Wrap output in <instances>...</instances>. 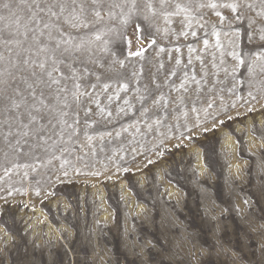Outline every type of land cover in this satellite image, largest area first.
Segmentation results:
<instances>
[{"label":"rangeland","instance_id":"374dc122","mask_svg":"<svg viewBox=\"0 0 264 264\" xmlns=\"http://www.w3.org/2000/svg\"><path fill=\"white\" fill-rule=\"evenodd\" d=\"M200 2L221 7L198 9L194 0L189 13L167 20L159 13L147 20L135 15L127 24L105 20L102 41L92 45L103 68L89 64L94 75H85L77 65L85 87L97 84L87 88L92 100L81 95L77 107L68 95L73 107L66 117L41 109L47 117L39 121L42 138L23 136L27 129L16 119L6 125L0 100V264H21L25 257L34 264H138L141 251L147 255L143 245L157 240L172 264H260L264 238L245 230L249 220L264 223L257 192L264 176V60L258 59L264 0ZM229 3H238L239 12L223 7ZM14 20L9 29L0 22L4 36L34 49L33 34L17 35ZM105 42L108 51L101 52ZM10 47L0 44V72L7 69L0 80L15 84L8 73L19 76L11 65L22 49ZM139 49L141 55H129ZM233 52L246 64L256 62L255 75L237 68ZM103 83L111 85L107 92ZM181 83L187 92L175 90ZM67 86L75 91L71 80ZM160 94L171 102L153 107Z\"/></svg>","mask_w":264,"mask_h":264},{"label":"snow or ice","instance_id":"6c2138e0","mask_svg":"<svg viewBox=\"0 0 264 264\" xmlns=\"http://www.w3.org/2000/svg\"><path fill=\"white\" fill-rule=\"evenodd\" d=\"M193 2L194 0H187V4L182 5L178 0H0V13H7V16L0 14V22H5V29L11 28V24L8 21L11 17H15V33L27 39L31 32L33 34V44L35 45L34 49L31 46L24 48V40L17 39L15 36L5 37L4 30H0V44L7 47L8 51H13L10 45H15L17 48L22 49V52L16 53V60L11 65L19 70V76L8 73L10 79L17 82L12 84L8 79L0 80V100L3 101V114H6V125L11 120L16 119L19 124L23 125L24 129H27V131L23 132V136L26 137L32 132L38 138H42L45 126L40 124L39 121L45 120L47 117L41 114V109L53 116L59 114L61 117H66L68 112L65 109L73 107L67 99L68 95L72 96L73 103L77 107L81 101V95L92 100V93L88 92L87 88L95 90L97 84H88L85 87L83 77H78L76 74L77 65L81 66L80 71L85 75H94V73H88L87 66L89 64H98L100 68H103V64H100L99 60L94 59L97 53L92 45L95 42L102 41L104 33L99 26L105 20L119 17L122 23L127 24L129 19L135 15H142L147 20L149 15L155 16L157 13L167 20L169 17L180 16L181 13H189V5ZM195 3L198 9L204 7L217 9L221 7L215 2L205 4L200 2V0H195ZM244 6L251 7L250 4H245ZM223 7L238 13L240 5L238 3H229L224 4ZM25 10L27 24L21 25L20 12ZM216 15L221 16L222 13L217 12ZM45 17L47 18L46 22ZM236 18L239 19V15ZM29 25L34 26L29 27ZM21 27L25 29L23 33L20 32ZM70 30L91 33L94 39L77 41L70 34ZM54 32L56 35L53 34ZM184 34L186 35V33ZM45 36L46 39H42ZM261 39H264V35L261 36ZM130 43L131 41H129ZM150 43L155 44L156 42L152 40ZM204 43L207 44V41ZM100 51H108L106 42L105 47L101 48ZM143 51L144 49H139L135 53L130 52L129 55L139 56ZM33 55L38 57V59H34ZM233 56L238 61L237 68L246 67L249 75H255L257 69L255 61L246 64L244 59L237 53L233 52ZM4 59L3 53H0V61ZM258 59L264 60V54H261ZM119 63L123 66V61H119ZM62 69L67 70L69 75L66 76L65 71ZM259 70L264 73V66H261ZM233 71L235 72L236 69H233ZM4 72H7V69ZM4 72H0V75H3ZM54 73L56 74L55 77ZM142 73L143 69L141 68L140 74ZM137 75L138 73H133L134 77ZM171 75H175V73L173 72ZM96 79L99 81L100 77L97 76ZM69 80H71L75 91L70 92L67 86ZM153 82L155 84V81ZM196 83L199 82L196 81ZM53 85L57 87L53 88ZM41 86L43 87L41 88ZM110 87L109 83H103L102 90L107 92ZM155 87L159 88L160 85L155 84ZM119 88L127 91L129 85L122 83ZM81 89H84L83 93H81ZM181 89L185 92L188 91L185 83H181L179 88L175 90L179 92ZM145 91H147V88H145ZM29 99H31V103H29ZM108 99L111 100L112 96H109ZM145 99V97H142L141 102H144ZM162 101L171 102L166 101L164 94H160L158 97H153L151 103L153 107H159ZM92 102L100 103L99 100ZM180 102L183 103V98L180 99ZM125 103L128 102L125 101ZM37 104H39V107H37ZM22 107L24 110L20 112ZM14 111L17 115H13ZM86 111L90 113L92 109L87 108ZM120 111L123 112L124 109L121 108ZM33 112L36 114L34 115ZM111 115L112 113L108 112V116ZM23 116H27V123H24ZM78 117L79 112L73 109V119L76 124H79ZM63 122L67 123L66 120ZM48 124L51 125V120L48 121ZM32 125L38 126L33 130ZM68 126L72 127V125ZM10 136H12V132L9 129L5 139L7 140ZM24 142L27 143L26 140ZM16 144H20L19 139L16 140ZM20 150L23 151L22 148ZM257 192L260 202L264 203V176L261 177ZM244 203L248 204V201L245 200ZM261 219H264V217H261ZM217 227L219 229V226ZM245 236L264 238V223L257 224L256 221L249 220ZM143 249L146 250L147 255H144L142 250L138 264H172L171 260L166 261L163 258L167 249L161 247L159 240L145 243ZM260 251L262 257H264V244L260 245ZM201 255H203L202 251ZM21 264H34V262L25 257ZM260 264H264V258H262Z\"/></svg>","mask_w":264,"mask_h":264}]
</instances>
